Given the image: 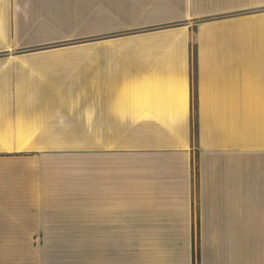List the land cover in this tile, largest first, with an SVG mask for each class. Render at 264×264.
Here are the masks:
<instances>
[{"label": "crops", "instance_id": "1", "mask_svg": "<svg viewBox=\"0 0 264 264\" xmlns=\"http://www.w3.org/2000/svg\"><path fill=\"white\" fill-rule=\"evenodd\" d=\"M33 241L264 264V0H0V264H67Z\"/></svg>", "mask_w": 264, "mask_h": 264}, {"label": "rangeland", "instance_id": "2", "mask_svg": "<svg viewBox=\"0 0 264 264\" xmlns=\"http://www.w3.org/2000/svg\"><path fill=\"white\" fill-rule=\"evenodd\" d=\"M40 248L45 243L47 249H53L55 254L47 256L50 263L88 264L90 241H33ZM25 245V242H23ZM21 246H24V245ZM57 250L59 253H57ZM11 257L0 256V263L7 262L5 259ZM16 259H26L25 257H13ZM20 259V260H21ZM19 262H26L20 261Z\"/></svg>", "mask_w": 264, "mask_h": 264}]
</instances>
